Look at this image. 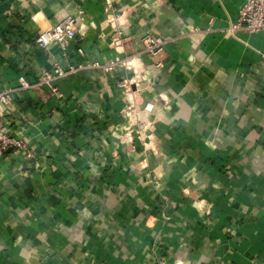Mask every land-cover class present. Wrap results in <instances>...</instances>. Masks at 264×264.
I'll return each instance as SVG.
<instances>
[{"label": "crops", "instance_id": "crops-1", "mask_svg": "<svg viewBox=\"0 0 264 264\" xmlns=\"http://www.w3.org/2000/svg\"><path fill=\"white\" fill-rule=\"evenodd\" d=\"M242 2L0 0V92L32 84L2 119L28 155L0 158V264H264V30L228 29ZM66 15L64 49L34 41ZM115 58L134 67L91 66Z\"/></svg>", "mask_w": 264, "mask_h": 264}, {"label": "built area", "instance_id": "built-area-1", "mask_svg": "<svg viewBox=\"0 0 264 264\" xmlns=\"http://www.w3.org/2000/svg\"><path fill=\"white\" fill-rule=\"evenodd\" d=\"M120 17L121 14H115L109 18V24L114 27L115 31L111 40V45L116 49L122 47L124 40L122 32L117 28L122 22ZM228 29L231 31L243 29L250 33L264 30V0H243L238 9L235 21L230 24ZM76 32L75 18L66 15L53 26L41 30L36 34L34 41L42 47H45L52 42H56L62 47V49H64L68 40L75 37ZM142 42L144 44L143 52L150 57L156 56L164 45L163 38L159 36H146L143 38ZM77 51L78 53H82L81 48H78ZM160 65L161 62L157 61L156 66L159 67ZM91 66L101 68L105 72H112L119 66L131 68L134 67V64L129 58H115L105 62L95 61ZM77 67L81 68L84 66L78 65ZM74 69L75 68L72 66L70 67V71H74ZM63 74H65V71L56 64L53 71L44 76L43 82L51 83ZM125 84H127V82L123 81L122 85ZM31 86L32 84L22 75L18 78V84L16 86L0 92V158H2L9 149H12L14 152L28 155L26 142L23 139L15 138L9 134L3 126L2 119L6 110H8L11 105L13 94L18 90L30 88ZM128 99L132 100V97L129 96Z\"/></svg>", "mask_w": 264, "mask_h": 264}]
</instances>
